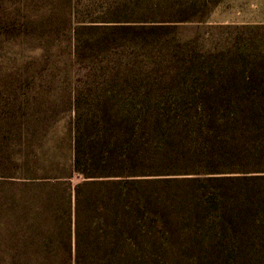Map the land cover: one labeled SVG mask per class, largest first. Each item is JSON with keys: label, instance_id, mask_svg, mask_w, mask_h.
I'll return each instance as SVG.
<instances>
[{"label": "trees", "instance_id": "obj_1", "mask_svg": "<svg viewBox=\"0 0 264 264\" xmlns=\"http://www.w3.org/2000/svg\"><path fill=\"white\" fill-rule=\"evenodd\" d=\"M196 6L189 12L180 5L159 19L136 16L138 6L119 17L86 18L76 2V32L165 31L201 18ZM189 52L171 68L207 76L201 59ZM104 76L76 85L66 173L10 185L0 177L1 185L17 190L0 205V264H136L134 246L139 235L145 237L154 203L147 184L155 176L178 174L188 175L182 200L199 225L194 232L207 236L213 250L264 249V63L256 85L244 77L249 93L227 96L237 108L232 110L200 104L195 93L158 110L149 92H142L143 81L110 69ZM254 130L250 142L247 131ZM74 176L81 178L75 185Z\"/></svg>", "mask_w": 264, "mask_h": 264}, {"label": "rangeland", "instance_id": "obj_2", "mask_svg": "<svg viewBox=\"0 0 264 264\" xmlns=\"http://www.w3.org/2000/svg\"><path fill=\"white\" fill-rule=\"evenodd\" d=\"M76 2L86 18L119 17L138 6L136 16L159 19L180 5L192 12L193 3L203 16L165 31L81 27L76 32ZM191 49L207 76L199 79L171 68ZM263 63L264 0H0V177H8L10 185L66 173L76 85L103 79L109 69L143 81L142 92H149L155 100L151 107L158 110L166 101L193 93L203 100L200 104L232 110L237 108L227 96L249 93L252 87L244 77L256 85ZM227 79L235 81L224 83ZM215 93L222 98L214 101ZM256 132L247 131V140L254 142ZM186 176H155L147 184L154 203L145 237L139 235L134 246L136 264H264V249L217 252L207 236L194 232L199 225L182 200ZM171 177L180 182H159ZM79 181L71 179L73 185ZM4 186L0 184V205L17 192Z\"/></svg>", "mask_w": 264, "mask_h": 264}]
</instances>
